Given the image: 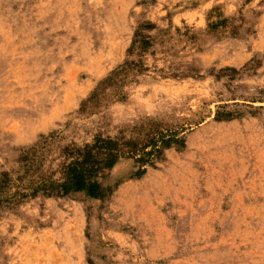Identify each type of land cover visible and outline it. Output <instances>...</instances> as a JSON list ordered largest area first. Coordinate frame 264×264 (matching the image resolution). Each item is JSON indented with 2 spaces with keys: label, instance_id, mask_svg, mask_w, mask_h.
Instances as JSON below:
<instances>
[{
  "label": "rangeland",
  "instance_id": "rangeland-1",
  "mask_svg": "<svg viewBox=\"0 0 264 264\" xmlns=\"http://www.w3.org/2000/svg\"><path fill=\"white\" fill-rule=\"evenodd\" d=\"M136 32L148 71L94 94ZM148 120L184 148L1 213L0 264H264V0H0V172Z\"/></svg>",
  "mask_w": 264,
  "mask_h": 264
},
{
  "label": "trees",
  "instance_id": "trees-1",
  "mask_svg": "<svg viewBox=\"0 0 264 264\" xmlns=\"http://www.w3.org/2000/svg\"><path fill=\"white\" fill-rule=\"evenodd\" d=\"M143 28L151 30L153 26ZM150 48L151 39L136 32L127 50L128 58L100 83L94 94L109 87L121 88L130 78L144 75L148 68L143 57ZM133 55L135 59L129 60ZM179 133L164 128L161 122L148 120L119 130L114 136L97 134L81 145L58 147L53 142L54 133L40 136L31 147L20 151L16 168L0 172V214L37 197L104 200L119 183L110 181L121 162L131 161L133 177L140 178L165 150L184 148L185 141Z\"/></svg>",
  "mask_w": 264,
  "mask_h": 264
}]
</instances>
